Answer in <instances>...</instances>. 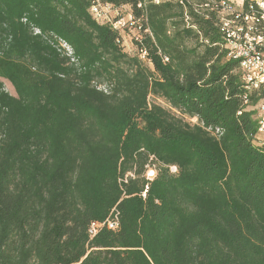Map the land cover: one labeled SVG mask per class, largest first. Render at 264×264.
I'll use <instances>...</instances> for the list:
<instances>
[{
	"label": "trees",
	"instance_id": "16d2710c",
	"mask_svg": "<svg viewBox=\"0 0 264 264\" xmlns=\"http://www.w3.org/2000/svg\"><path fill=\"white\" fill-rule=\"evenodd\" d=\"M96 1L0 0V264H264V85L223 0H100L125 30Z\"/></svg>",
	"mask_w": 264,
	"mask_h": 264
},
{
	"label": "built area",
	"instance_id": "2783aa9c",
	"mask_svg": "<svg viewBox=\"0 0 264 264\" xmlns=\"http://www.w3.org/2000/svg\"><path fill=\"white\" fill-rule=\"evenodd\" d=\"M160 2L161 0H156ZM182 1V0H181ZM223 13L221 29L227 41L228 57L237 59L240 63L243 78L250 88H259L264 85V0H249L245 7V0L228 4L221 2ZM117 8L111 3H103L97 0L91 6V12L100 21H112L113 26L119 30L135 28L137 21L131 14L128 17L116 16L111 19L109 9ZM139 39V35H136ZM66 54L75 62L73 50L66 44ZM146 52L142 51L145 58ZM258 128L264 140V100L257 106ZM107 226L111 229L119 227V214L115 212L110 218L102 223H92L90 234L96 235L98 229Z\"/></svg>",
	"mask_w": 264,
	"mask_h": 264
},
{
	"label": "rangeland",
	"instance_id": "374dc122",
	"mask_svg": "<svg viewBox=\"0 0 264 264\" xmlns=\"http://www.w3.org/2000/svg\"><path fill=\"white\" fill-rule=\"evenodd\" d=\"M240 0H236V2H239ZM109 11V16L111 19H114L116 16H125V17H128V13L130 12V6L127 5V6H124V7H117V8H111L108 10ZM136 33L133 31V30H128V31H125L123 32V47L126 51H128L129 53H133L134 52V48H133V37ZM3 82H4V86L6 88V90H8L11 94H16L15 92V88L14 86L12 85V83L9 81V80H6V79H2ZM100 88L104 89L105 88V85H101ZM151 102H156V103H159L165 107H168L169 104L162 98H156L154 96H152L150 98ZM187 120H190L192 121L193 123L196 122V119H188ZM155 169L151 168L149 170V173H148V176H153L155 174Z\"/></svg>",
	"mask_w": 264,
	"mask_h": 264
}]
</instances>
